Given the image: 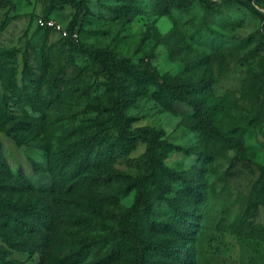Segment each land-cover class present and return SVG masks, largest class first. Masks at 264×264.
Masks as SVG:
<instances>
[{"label": "rangeland", "instance_id": "374dc122", "mask_svg": "<svg viewBox=\"0 0 264 264\" xmlns=\"http://www.w3.org/2000/svg\"><path fill=\"white\" fill-rule=\"evenodd\" d=\"M8 1L15 10L0 33V152L31 184L10 199L51 208L54 194L40 189L51 185L55 173L73 172L82 145H91L92 154L89 169L75 176H87V188L70 194L73 203L56 207L46 251H11L7 259L130 264L123 217L136 194L125 190V179L147 172V144L122 147L111 111L116 92L99 75V63L73 47L68 37L36 25L45 18L66 28L73 9L52 7L49 0ZM84 1L87 12L74 33L79 43L108 50L138 71L172 84L204 80L200 97L214 106L216 126L240 135L246 158L264 167V0H207L209 8L195 2L186 10L170 7L167 13L158 0ZM6 11L0 8V21ZM121 79L131 93L125 110L130 130L161 131L167 142L213 157L199 179V157L171 153L165 158L169 168L198 179L201 197L191 200L174 184L167 194L170 203L153 200L151 214L137 223L149 259L157 261L156 252L172 253L180 244L172 204L195 215L184 242L189 264H264V191L254 186L257 177L234 150L203 138L185 104L170 102L156 85ZM30 161L37 164L36 171ZM84 243L88 251L75 263ZM0 246L8 249L1 239ZM162 259L172 264V259Z\"/></svg>", "mask_w": 264, "mask_h": 264}, {"label": "trees", "instance_id": "16d2710c", "mask_svg": "<svg viewBox=\"0 0 264 264\" xmlns=\"http://www.w3.org/2000/svg\"><path fill=\"white\" fill-rule=\"evenodd\" d=\"M163 5V13H167L170 7L178 10H186L195 2H199L209 8L207 0H158ZM52 7H70L74 15L66 27L68 38L73 47L81 49L100 65L99 75L116 92L111 97V111L113 124L118 135V142L124 149H132L139 141L146 143L145 159L147 172L138 179L126 178L125 190L135 191V202L132 210L123 217V226L126 230V254L129 256L130 264H163V259H172V264H189L185 248L186 236L190 237L192 220L195 215L191 211L179 212L171 204L173 218L177 220L181 231L180 244L172 253H157V261L150 260L146 245L137 229V223L144 221L152 212L153 200L170 203L167 194L171 192L172 186L177 184L183 192H186L191 200L201 197L198 179L204 171V166L212 161L213 157L208 151H197L192 148H183L167 142L161 131H151L138 128L130 130L131 119L125 115V110L130 99V94L124 88L121 77L129 78L135 82L145 85H156L162 94L170 101L185 104L192 111V116L198 122V130L203 138L220 149L234 150L236 157L244 162L250 172L257 179L254 186H259L264 191V167L260 166L245 156L246 147L240 135H232L234 130L221 131L213 119V108L211 104L205 105L200 93L207 86L204 80L192 84H172L151 73L138 71L133 65L117 59L110 51L96 49L90 45H83L72 39L74 33L79 32L80 23L86 12L84 0H49ZM0 8L7 11L0 21V33L11 20V13L15 5L8 0H0ZM137 89V87H136ZM135 89V90H136ZM101 110V107H97ZM171 153H182L188 156H197L201 160V166L197 181L186 171H176L165 164V158ZM92 154V146L82 145L75 155L73 172L55 173L53 182L47 188H41L42 192L54 194V205L51 208H38L37 205H24L13 202L10 195L15 192H23L31 188L27 176L20 168L15 170L3 158L0 152V239L8 247L0 246V264H22L20 261L7 259L11 251L22 250L28 253L45 252L49 247V241L54 234V214L56 207L73 203L70 194L73 192H84L87 188L88 177H78L89 169ZM32 170L36 171L37 164L30 161ZM64 196V197H63ZM89 245L84 243L78 252L74 262H80L88 251ZM164 252V249H161ZM162 256V257H160ZM162 262V263H161Z\"/></svg>", "mask_w": 264, "mask_h": 264}, {"label": "built area", "instance_id": "2783aa9c", "mask_svg": "<svg viewBox=\"0 0 264 264\" xmlns=\"http://www.w3.org/2000/svg\"><path fill=\"white\" fill-rule=\"evenodd\" d=\"M36 25L40 28H43V29L55 30L63 38H66L69 36L67 31H66V28L61 27L58 23H56L52 19L39 18L36 20ZM72 37L75 38V40H76V34H73Z\"/></svg>", "mask_w": 264, "mask_h": 264}]
</instances>
